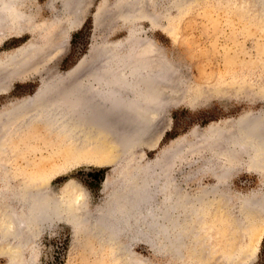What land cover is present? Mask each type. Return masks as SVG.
Returning a JSON list of instances; mask_svg holds the SVG:
<instances>
[{
    "label": "rangeland",
    "instance_id": "374dc122",
    "mask_svg": "<svg viewBox=\"0 0 264 264\" xmlns=\"http://www.w3.org/2000/svg\"><path fill=\"white\" fill-rule=\"evenodd\" d=\"M30 1L32 6L40 11V14L35 12L38 15L35 23L39 24L35 31L37 36L41 37L40 34L46 35L51 31L48 30L50 25L46 26L52 18L50 4L57 10L61 9V4L59 0ZM83 1L84 15L79 26L71 32L65 33L63 30L57 33L59 36H55L56 32L52 34L51 42L57 44L53 47L50 44L43 52L37 54L36 65L27 66L21 77L11 82V89L0 94V112L6 108L10 109L13 102L35 96L42 87V80L48 81L67 75L84 58L87 62L85 67L89 68L92 60L95 61L101 54L100 49L104 48L106 41L122 42L127 59L137 50L135 45L138 43L134 41V47L129 38L142 31L140 37H148L156 44L154 46H159L165 57L163 61H166L162 75L165 99L161 103L159 116H154L155 124L151 130L153 134H150L153 137L149 138L147 135V141L125 154L117 151L114 145L117 146L118 142L114 138L110 140L108 137H101L97 141L98 144L92 145L88 144V138L62 143L53 141L52 132L47 131L48 138L44 140L38 132L43 118L34 115L20 126L15 124V127L11 125L7 126V129L0 128V134L2 132L10 136L9 142L14 139L12 144L7 143V148L3 149L1 146L8 140L3 134L0 135L3 139H0V162L6 159L14 160L15 170L21 181L30 176L37 184L49 182V187L58 199H62L64 194L67 199L73 198L76 193H80V189L83 190L89 213L98 216L99 209L106 207V202L109 204L111 200L112 203L111 192L115 194L114 190L118 191L123 184L126 189L133 190V184L130 182L134 180L130 179L129 185L123 180L119 182L117 172L122 170L131 174L137 161L154 163L162 158V148L172 146L173 149L175 140L180 138L195 141L193 132L203 127L202 131L205 132L208 124L209 128L226 121L234 123L236 120L228 118H236L240 114L242 117L249 112L257 117L262 116L264 3L261 6L258 0H183L177 3L175 0H151L150 6L147 4L145 8L137 2L127 0L128 6L120 10L123 12L127 7L130 10L134 7L140 10L143 7L138 13H149L151 10L156 14L158 11L156 16L159 15V26V23H154L156 18H138L134 22L122 20L119 17L120 11L115 6L118 0ZM98 6H103L107 11L100 14L99 20L95 18L96 14L92 25V13ZM37 36L26 32L19 36L6 37L0 43V52L17 49L32 40L34 43H42ZM137 36L139 37V34ZM142 47H139L140 53L138 52L137 57L136 52L133 53L132 60L146 55L144 50H140ZM131 48L136 50L132 51ZM126 50L131 53L128 54ZM152 54L155 52H151ZM88 68H85L86 71ZM78 71L80 73L76 72V79L85 73L81 69ZM172 80H175L174 85ZM171 85L173 89L170 88ZM157 117L159 118L156 119ZM17 121H22V117ZM123 125L112 127L118 130V136L133 131L129 123ZM205 133L204 135L209 134ZM187 150L181 154V159L172 169L178 187L193 195L198 191L210 189L212 192L217 189L225 190L226 193L228 191L229 205L224 204L225 196H215L208 200L202 198L203 203L196 210L198 217L195 215L191 220L200 222V228L203 225L197 239L200 242L186 245L183 259L170 251H157L144 241L132 239V234L128 231L120 235V241L129 242L133 254L146 260L148 264H264V212H256L248 207L241 210L237 199L239 196L264 195V172L259 173L258 170L245 166L234 168L227 164L218 150H214L213 154H210L208 149ZM139 155H142V158ZM210 159L218 164H215L213 169L207 163ZM221 165L222 168L218 170ZM216 172L228 177L225 181H218L214 176ZM107 179L111 185L108 190L104 186ZM156 193L154 201L161 197ZM243 212L246 215L242 217ZM51 220L39 229L36 228L35 231L42 230L33 239L36 257L31 258L30 250L25 248V264H125L106 231L90 230L86 225L75 228L65 220ZM28 233L27 230L22 232L24 239L29 237ZM157 241L161 243L159 238ZM6 245L0 238V264L13 262L16 249L12 244Z\"/></svg>",
    "mask_w": 264,
    "mask_h": 264
},
{
    "label": "bare ground",
    "instance_id": "6f19581e",
    "mask_svg": "<svg viewBox=\"0 0 264 264\" xmlns=\"http://www.w3.org/2000/svg\"><path fill=\"white\" fill-rule=\"evenodd\" d=\"M122 1H125V5L128 6L127 0H118L117 3ZM132 1L145 8L147 4L149 6L151 4V0ZM179 1L182 2L183 0H175V3ZM30 2V0H0V43L6 37L19 36L26 32L37 36L35 27L39 24L35 23V20L38 19L35 12L40 14V11L37 7H33L32 2ZM59 2L61 4L60 10L52 7V4L49 6L52 13L49 23L39 20L41 23H46V26L50 25L48 30L51 29L48 34H40L41 37L37 36L40 42L43 41L42 43H34L32 40L17 49L4 53L0 52V94L5 93L9 88L11 89V82L21 77L27 66L35 64L37 54L43 52L50 44L53 47L56 43L51 42V36L54 32L56 34L63 32V30L65 33L66 31L71 32L79 26L84 15L82 14L84 13L82 11L85 5L84 1L59 0ZM258 2L262 6L264 0H258ZM141 8L143 9V7ZM140 10L137 7L131 10L127 7L125 11L119 12V17L124 21L134 22L138 18L156 20L159 16H156L158 11L156 14H153L151 10L152 13L150 11L149 13L144 11L138 13ZM97 17L96 15L95 18L97 19ZM157 21L158 19L153 22L158 24ZM158 25L160 26V23ZM141 32H137L139 37L138 34L134 33L129 40L131 39L132 44L134 41L138 43L140 41V46H143L140 50L146 52V55L143 53L145 56L140 54L142 57L132 60L133 53L136 52V57L139 55L140 46L138 43L135 45L136 42L133 46L135 45L137 50L131 48L132 51H136L129 52L131 56L129 55L130 58L127 57V59L124 55L126 53L122 49V42H114L111 45L105 42L104 48L100 49L101 54L96 59L94 57L95 61L92 60L89 68L85 67L87 62L84 58L67 73L68 80H52L53 82L51 80L43 82L42 80V87L35 96L13 102L10 109L2 110L0 112V128L7 129V126L11 125L15 127V124L20 126L27 122V118L40 115L43 119L38 132H40V138L44 140L48 138L46 136L47 131L52 132L51 139L53 141L58 140L62 143L88 138L90 140L88 144L92 145L98 144L97 141L101 137L103 139L108 137L110 140L114 138L118 142V145L114 146L117 147L116 149L120 154L128 153L143 144L145 140L147 141L148 136L149 138L153 137L150 134L155 124L154 116H159L161 103L165 99V92L162 90V75L166 61H163L165 57L158 48L159 46H154L156 44L148 37H140ZM56 34L55 36H59ZM129 43L128 45H130ZM117 49L121 51L119 52ZM150 51L155 52V54L151 55ZM128 59L130 60L127 62ZM131 60L132 62H130ZM85 68H88L87 71ZM80 69L84 70L85 73L84 75L81 74L83 76L79 74L81 77L76 79V72L80 73L78 71ZM174 81L173 85L175 84ZM170 88L173 89L172 85ZM175 91H173L174 95L176 94ZM174 95L172 94V96ZM240 116L241 114L236 118H228L236 120L234 123L226 121L216 124L214 127L211 125L209 128L208 124L205 127V134L209 133L208 135H199L195 130L193 132L195 141L185 142L182 147H178V145L175 147L174 145L169 153H161L162 158L157 159L154 163L146 164L137 161V164L134 165L135 170L131 174L122 170L117 172L119 182L123 180L129 185L130 179L134 180L130 182L133 184V190L126 189L125 184H123L118 188V191L117 189L114 190L115 194L111 192L112 203H110L111 200L108 201L109 204L106 202V207L102 206L99 209L98 216L89 213L88 201L86 202L83 197V190L80 189V193H76L73 198L67 199L65 194L62 195V199H64L62 201L54 195L55 192L49 187V182L43 185L37 184L30 176L21 181L22 179L15 170L14 160L6 159L0 162V238L7 245L12 244L13 248L16 249V251L12 249L15 251L12 264H25L23 262V250L25 248L30 250L31 258L36 257L37 251H35L36 245L33 239L42 230L39 232L35 230L52 221L51 219L65 220L66 223L75 228L86 225L90 230L101 229L106 231L116 245L117 253L123 257L125 264H148L146 260L133 254L129 242L120 241V235L127 231L132 234V239L144 241L157 251H170L176 257L183 259L185 246L200 242L197 239L199 230L202 229L203 225L200 228V222L191 220L196 215L197 207L203 203L202 198L208 200L215 196H225L224 204L229 205V196L227 195L229 192L226 193L225 190L219 189L213 190V192L211 189L209 191L202 190L195 195L184 192L178 187L172 169L181 159V154L191 148L192 150L208 149L210 154H213L214 150H218L227 164L234 168L245 166L256 169L258 172H264V112L261 117L250 112ZM21 117L22 121H17ZM127 120L132 128L127 126L133 131L131 133L127 131L128 133L118 136V130L116 131L112 127H116L117 124L126 126ZM2 134L1 132L0 135ZM3 135L7 140L10 137ZM0 139H2L1 136ZM11 141L14 142V139H10V142L9 140L4 141L3 146H0L3 149L7 148V143L12 144ZM139 156L142 158V155ZM207 163L211 169L217 164L211 159ZM222 166H218V170ZM214 170L216 171V168ZM214 176L221 182L228 177L221 172L220 174L216 172ZM109 182L110 180L107 179L104 184L107 190L111 187ZM155 192L161 196L157 201H154ZM237 199L240 202L241 210L243 207H248L256 210V212H264V195L239 196ZM245 215L243 212L242 217ZM196 216L198 217V215ZM24 230L29 232V237L27 236L26 239L22 235ZM158 238L161 243L157 241ZM196 249L198 250V248ZM189 264L191 263L189 262Z\"/></svg>",
    "mask_w": 264,
    "mask_h": 264
},
{
    "label": "water",
    "instance_id": "95a60500",
    "mask_svg": "<svg viewBox=\"0 0 264 264\" xmlns=\"http://www.w3.org/2000/svg\"><path fill=\"white\" fill-rule=\"evenodd\" d=\"M120 1V0H119ZM118 2V1H117ZM115 3V6L119 9V11L120 10H122L123 8H125L126 7V2L125 1H122V2H120V3ZM107 10L106 9H103V6H98V7H96V9H95V11L92 13V25L94 24V21H95V18H94V16L97 14V19L99 20V18H100V14L101 13H104V12H106ZM121 18V17H120ZM106 43L107 44H114V41H106ZM74 66V65H73ZM70 70V69H69ZM68 71V70H67ZM69 79V77L68 76H58V77H56V78H54V79H51V81L53 80V81H55V80H62V81H66V80H68ZM50 81V80H49ZM52 81V82H53ZM42 82V81H41ZM41 82H40V84H41ZM44 82V81H43ZM52 82H50V83H52ZM204 128V127H203ZM203 128H201L200 130H196V132H198V134L199 135H204V131H202V129ZM187 141H189V140H187L186 138H180V139H178V141L177 140H175V147H176V145H178V147H180L181 145H183L185 142H187ZM171 148H172V146H170V147H165V148H162L160 151H162L161 153H169L170 152V150H171ZM124 177V176H123ZM135 177V176H134ZM121 178V177H120ZM183 256H184V254H183ZM192 257V256H191Z\"/></svg>",
    "mask_w": 264,
    "mask_h": 264
},
{
    "label": "trees",
    "instance_id": "16d2710c",
    "mask_svg": "<svg viewBox=\"0 0 264 264\" xmlns=\"http://www.w3.org/2000/svg\"><path fill=\"white\" fill-rule=\"evenodd\" d=\"M91 174H93V172H90ZM98 173H100V170H98Z\"/></svg>",
    "mask_w": 264,
    "mask_h": 264
}]
</instances>
